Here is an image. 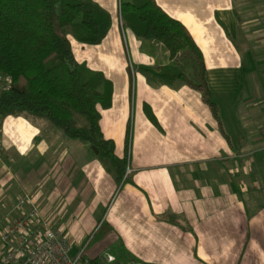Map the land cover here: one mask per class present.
<instances>
[{
    "label": "crops",
    "instance_id": "obj_1",
    "mask_svg": "<svg viewBox=\"0 0 264 264\" xmlns=\"http://www.w3.org/2000/svg\"><path fill=\"white\" fill-rule=\"evenodd\" d=\"M92 1L111 17L108 34L97 46L70 43L77 62L112 83L99 123L118 159L132 107L126 181L118 185L92 148L46 122L8 117L0 128V228L30 197L71 252L85 247L92 260L108 252L112 264H264V124L232 134L242 110L264 107L262 94L239 99L259 84L254 76L264 78V0H155L200 49L229 143L196 91L152 86L138 70L172 66L195 81L190 54L170 61L162 44L124 29L119 6L131 0ZM260 114L252 115L259 124Z\"/></svg>",
    "mask_w": 264,
    "mask_h": 264
},
{
    "label": "trees",
    "instance_id": "obj_2",
    "mask_svg": "<svg viewBox=\"0 0 264 264\" xmlns=\"http://www.w3.org/2000/svg\"><path fill=\"white\" fill-rule=\"evenodd\" d=\"M119 17L124 29L162 44L170 61L181 52L190 54L195 81L172 66L138 70L152 86L179 84L196 91L229 143L205 79L202 53L185 26L155 0L121 3ZM110 26L108 12L92 0H0V79L10 78L8 87L0 88V128L8 117L42 120L96 150L97 158L110 164L121 185L126 181L128 158L115 156L114 143L103 138L99 123V109L111 107L112 83L103 73L77 62L70 43L72 38L81 45H100ZM147 115L155 124L148 111Z\"/></svg>",
    "mask_w": 264,
    "mask_h": 264
},
{
    "label": "built area",
    "instance_id": "obj_3",
    "mask_svg": "<svg viewBox=\"0 0 264 264\" xmlns=\"http://www.w3.org/2000/svg\"><path fill=\"white\" fill-rule=\"evenodd\" d=\"M6 89L10 78L0 79ZM19 215L0 228V264H112L115 257L103 252L96 259L85 255V247L71 257L72 246L41 217L30 197L16 203Z\"/></svg>",
    "mask_w": 264,
    "mask_h": 264
},
{
    "label": "rangeland",
    "instance_id": "obj_4",
    "mask_svg": "<svg viewBox=\"0 0 264 264\" xmlns=\"http://www.w3.org/2000/svg\"><path fill=\"white\" fill-rule=\"evenodd\" d=\"M121 23V22H120ZM125 61H126V65L127 67H130V62L128 57H125ZM186 71L187 73H189V66L187 65L186 67ZM132 76V74H131ZM254 83L255 81H257L259 84H257V86L259 87V90L255 84V86L253 85L252 89L247 88L246 91H241L239 93V96L241 100L245 101L249 98H254V102H256V100L258 99L259 95L262 94V96L264 95V78H258V76H254L253 78ZM245 93V95H244ZM261 110V114L258 115L259 118L260 116L263 117L264 114V107H247L246 109H244V111L242 110L241 114H240V120L237 124H235L232 128V134H247V132L249 130H251L252 128H257L258 126L263 125V122H260L261 124H259L257 122V119L253 118L252 119V115L255 112H260ZM264 119V118H263ZM228 127V126H227ZM229 128V127H228ZM229 130V129H228ZM132 131H133V110L132 107L130 108V112H129V116L127 117V123H126V128L124 131V134L122 136V139L124 141V146H123V154L122 157L124 158L125 155L127 157L130 156V152H131V143H132ZM127 134H129L127 136ZM127 142V144H126ZM127 146V148H126ZM128 167V165H127ZM78 252H71L70 256L74 257L76 256Z\"/></svg>",
    "mask_w": 264,
    "mask_h": 264
},
{
    "label": "water",
    "instance_id": "obj_5",
    "mask_svg": "<svg viewBox=\"0 0 264 264\" xmlns=\"http://www.w3.org/2000/svg\"><path fill=\"white\" fill-rule=\"evenodd\" d=\"M94 150V149H93ZM94 153L97 154L96 150H94ZM108 165H110L109 163H107Z\"/></svg>",
    "mask_w": 264,
    "mask_h": 264
}]
</instances>
